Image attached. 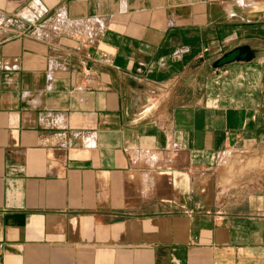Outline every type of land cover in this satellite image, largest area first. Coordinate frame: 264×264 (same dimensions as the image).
<instances>
[{
  "label": "crops",
  "instance_id": "0c3cea01",
  "mask_svg": "<svg viewBox=\"0 0 264 264\" xmlns=\"http://www.w3.org/2000/svg\"><path fill=\"white\" fill-rule=\"evenodd\" d=\"M229 148H264V0H0V264H264Z\"/></svg>",
  "mask_w": 264,
  "mask_h": 264
},
{
  "label": "rangeland",
  "instance_id": "374dc122",
  "mask_svg": "<svg viewBox=\"0 0 264 264\" xmlns=\"http://www.w3.org/2000/svg\"><path fill=\"white\" fill-rule=\"evenodd\" d=\"M222 155L224 160H229V163L222 164L219 168L227 171L228 174L233 175L245 170L251 173L264 171V148H229V152Z\"/></svg>",
  "mask_w": 264,
  "mask_h": 264
}]
</instances>
